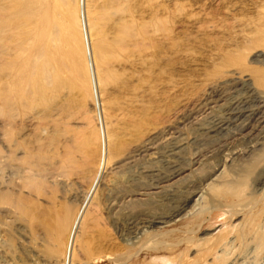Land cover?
Wrapping results in <instances>:
<instances>
[{
	"label": "bare ground",
	"instance_id": "1",
	"mask_svg": "<svg viewBox=\"0 0 264 264\" xmlns=\"http://www.w3.org/2000/svg\"><path fill=\"white\" fill-rule=\"evenodd\" d=\"M25 1L22 4L18 0H0V264H54L40 247L42 239L37 235L40 230L38 205L42 207V202L45 206L48 203L47 194L42 193V186L46 184H41L45 170L43 173L31 157L52 150L56 159L55 178L72 175L67 171L76 157L77 137L70 134L74 131L66 130L67 120L79 119L75 108L81 112L83 109L77 107L88 104L91 98H87L88 102L85 99V104L82 100L92 86L101 84L103 75L98 69L100 64L96 66L94 56L98 54L93 48L94 43L98 53L100 43L97 45L94 41L100 28L97 19L117 0H103V3H97L99 0ZM127 10L123 6L114 12L118 14L116 20L113 17L116 30L112 39L116 38L124 50L130 47L129 44L139 43L141 40L137 41V38L141 34L147 36L153 20L151 14L137 20L138 17L134 18ZM246 11L252 14L247 15L244 28L238 31L240 39L234 40L235 51L228 49L237 53V62L248 55V65L233 67L228 78L214 81L216 84L210 91L186 103V114L192 118L211 108L210 105L219 101L225 91L230 99L223 115L200 127V133L197 132L190 144L169 142V148L159 152L174 132L172 124L166 120L160 121L161 125L157 122L158 127L145 130L132 140L111 147L112 151L109 148L113 141H110L111 135L104 133L105 138L97 135L96 160H92L95 168L93 171L85 168L92 171L89 179L94 185L89 200L84 202L86 206L80 213H71L70 208H62L60 212L55 210L56 225L54 219L50 223L57 226L56 235L65 233V241L71 240L70 247L68 241H63L65 244L59 242L65 245L64 258L76 255L73 252L76 253L74 246L79 233L94 217L91 212L95 213L99 204L114 225L119 241L125 243L138 239L144 232L152 233L151 241L144 246L160 261H152V258L144 264H185L190 260L209 264L208 258L213 260L223 256L228 244L236 239L245 241L250 234L248 240L256 242L254 247L264 244V226L257 227L262 209L255 211L259 200L264 199V0H251ZM87 53L91 57L86 56ZM191 150L205 156V163L201 161V164L207 167L204 166L201 173H198L200 168L194 172L189 167L187 155H192ZM138 156H147L160 165L139 168L122 179L120 171L129 167ZM189 168V173H184ZM135 198L147 201L137 211L130 206ZM206 203L209 210L202 213ZM221 214L220 228H205L201 232L215 243L199 251L198 247L206 242H200L201 237H192L198 231L193 225L215 220ZM176 224L178 228H169ZM215 229H218L216 233H212ZM164 251L169 255L164 256Z\"/></svg>",
	"mask_w": 264,
	"mask_h": 264
},
{
	"label": "rangeland",
	"instance_id": "2",
	"mask_svg": "<svg viewBox=\"0 0 264 264\" xmlns=\"http://www.w3.org/2000/svg\"><path fill=\"white\" fill-rule=\"evenodd\" d=\"M18 1L22 4L26 2L25 0ZM102 1L103 0H99L97 3H103L105 0L103 2ZM250 1L251 0H117L114 1L115 3L113 2L110 5V8L103 12L104 14L102 12L99 14L97 23L100 28L99 31L96 32V36H94V41H96V43L98 42L97 45L100 43L97 46L99 48V50L97 48L98 53H96L97 51L95 52L96 45H94V41L92 43L94 53L99 55V57H97L98 55H95L94 58L96 59V66L98 64H100L98 66H101V68L98 69H101L100 71L103 75L102 81L101 84L92 86V90L89 92L91 94L88 93L89 95L87 94V96H85L86 98H84V100L86 99L87 102L90 100L88 104L77 107L83 110L80 112L78 111L79 109L77 110L75 108V112H79V114L77 113L79 119H74V121L73 119H70L67 120L68 122L66 121L68 123V127L66 125V130H69V133L74 131L70 134L77 137V142L75 143L77 147L75 146V150H78L75 154L76 157L74 161L71 163L73 166L70 164L71 167L74 168L69 166L70 168H68L69 170L67 171V174H72L74 177L71 175L69 177L64 176L65 178L61 176H59V178H55L54 172H56V159H54L55 152L52 150L50 153H42V157L40 154L38 155L39 157L35 155L31 157L34 162L37 161L35 163L38 167H41L42 172L45 170V173L43 172L44 174H42L44 176V180L42 179L41 184L46 185L44 187L42 185L41 186L42 193L44 195L47 194L45 196L48 197V203L45 206L44 202H42V207L38 205L37 221H39L40 230L39 232L37 231V235L39 239H42L40 247L45 255L47 254L48 257L53 259V263L55 262L54 264H144L152 258H154L152 261H160L159 257L155 258L151 256L152 250L144 246L145 243L151 241L152 233L144 232L138 239H130L128 241H124L125 243L119 241L116 236L117 232L115 231L116 229L114 225L111 224L105 213V209H103L100 204L97 206L96 211L94 210L96 214L91 212L94 217H88L91 219L87 221L84 228L79 233L78 243L76 242L74 246L76 253L73 252L76 255H74V257L68 255L64 258L63 245L68 241L67 244L70 247L71 240L66 239L65 241L67 236L65 233H62L59 236L55 234L57 232V226L55 227L56 219L54 215L56 211L60 212L62 208V210L70 208L68 210H71V213H80L82 211L81 209H84L86 206L85 203L89 200L94 190V185H92L93 183L91 182V179H89V175H91L95 168V163L93 165L92 160L93 162L96 160L95 151H97L98 148L97 135H100V137L103 136V138H105V134L107 133L111 135L110 141H113L109 144V148L112 151L111 147L116 145L118 146L128 140H132L139 135V133L141 134L145 130L147 131L155 126L158 127L161 125L160 121L166 120L172 124L174 132L171 138L172 141H166L165 145L162 144V147L159 148V152L163 153L169 148V144L171 143L178 141L177 143L179 144L181 143L185 145L186 142L187 144H190L191 139L192 141L194 140L198 133H200L202 127L206 126L208 122H211L215 118L223 115V112H225L228 102L230 101L228 94L226 95V91L221 94V99L219 101L210 105L211 108L198 112L195 117L190 118L187 116L185 106L188 101H192L193 99L195 100L196 98H199V96H202L205 92L210 91L216 84L214 81L228 78L227 74L233 69V67H244L248 65V55L247 57L245 56L241 59V62H237L239 60L235 59L238 57L237 53H234L233 51L232 53L231 49L233 48L232 50L235 51L233 45L237 42V39H240V33H238V31L244 28V24L246 23L248 16L252 14L246 11V7L248 8L250 6ZM117 6L119 9L124 6L126 10L129 7L130 9L128 8L129 10H127V13L131 14L136 19L138 17L137 20L146 18L150 14L153 17L147 36L141 34V36L137 38V41H139V39L141 41L139 43L137 42L135 46L129 44L128 46L130 47L125 48V50L119 47V44L115 40L116 38L112 39L115 35L113 33L116 30L114 21L116 20L118 14L114 12L119 10ZM130 10H133V12L130 13ZM157 18L161 21L159 20L160 22H158ZM110 22L113 24L111 25ZM108 30L112 31L108 32ZM109 39H111V43ZM111 51L112 53H109ZM89 55L90 56H88V53L86 54V56L91 57L90 53ZM232 57L234 59H231ZM239 58H241V56ZM244 59L245 61H243ZM229 62H232L234 66H232L231 63L229 64ZM236 62L238 64H236ZM87 98L91 99L88 100ZM84 100L82 101L85 104L86 100ZM87 117L90 121H88ZM157 122L159 125H157ZM85 136L86 139H84ZM103 140L104 144H106V139ZM114 142L118 143L114 145ZM71 143L74 144L73 142ZM83 144H85V147ZM162 150L164 151L162 152ZM191 152L193 156L188 154L187 159L190 160L189 167H191L192 171L198 172L197 170H199V168L202 170L204 166L206 169L207 166L204 164L205 156L202 155L201 152L193 150H191ZM194 152L196 154H193ZM81 154L84 155L82 156ZM138 157L140 159H138ZM138 157L130 164L129 167L123 168L120 171L122 179L126 177L125 175H130L131 173L139 170V168H143L145 166V168H148L154 165H160V162L153 163L152 160L147 158V156ZM89 159L92 166L89 163ZM201 161L204 163L201 164ZM81 168L83 169V172ZM85 168H89L92 171ZM200 170L198 173L203 172V170ZM189 171L190 168L184 173H189ZM46 172L49 173L47 174ZM71 179H73V182ZM66 183H69V185L67 184L66 186ZM90 184L92 186H90ZM70 185L73 186L70 187ZM43 188L45 189L43 190ZM81 197H83L84 201L80 199ZM135 200L131 202L134 207H132L133 205H130L134 211H137L142 204L147 202L136 198ZM138 200L141 202H138ZM81 201L85 203L83 204ZM263 204L264 199L262 198L258 202L257 209H255V211L262 209L263 213H260L262 214L261 217L259 215L260 218L258 217L259 220H257V227H259V225L264 226ZM66 205L68 206L67 208ZM135 207L136 209H134ZM207 209L209 210L208 203H206L203 207L202 213H205ZM222 216L223 214H221V216H217L215 220L211 219L209 221H203L193 225L194 228L198 227V231L193 233V235L191 234L192 237H201L203 239L200 240V242H206L198 247L199 251H204L206 248L215 243V240H207L208 235L202 234V229L210 227L220 228ZM52 219H54L55 225H50L51 222H54ZM177 224L172 225L169 228H172L173 226L178 228L179 225ZM49 227H51V229L53 227L52 230L50 229L53 232L50 233V230L48 232ZM217 230L218 229H215L212 233H216ZM251 235L252 234L247 237L249 238ZM229 238L231 239V237ZM248 238L245 240L246 242L240 239L234 240L228 244L229 247L227 246V248H225L223 256L213 260L208 258V263L264 264V244L254 247L256 242L250 241ZM63 241H65V243ZM59 242L64 244H59ZM162 254L164 256L169 255L167 251H164ZM234 254L236 256L239 255L237 256V259H235L236 256ZM243 255L245 256L244 258ZM106 256H109L110 258H107ZM222 258H224V260H222ZM175 259L178 261V257H175ZM234 259L235 262H233ZM190 261L191 262L185 264H201L200 261Z\"/></svg>",
	"mask_w": 264,
	"mask_h": 264
}]
</instances>
